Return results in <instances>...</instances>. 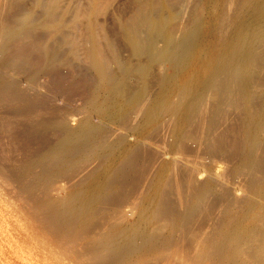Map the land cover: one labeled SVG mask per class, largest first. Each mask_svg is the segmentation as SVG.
Instances as JSON below:
<instances>
[{"label":"bare ground","instance_id":"6f19581e","mask_svg":"<svg viewBox=\"0 0 264 264\" xmlns=\"http://www.w3.org/2000/svg\"><path fill=\"white\" fill-rule=\"evenodd\" d=\"M169 1L130 0L107 37L98 35L97 5L88 19L81 13L75 37L62 30L60 0L33 8L0 0V115L24 117L0 132L25 152L15 168L1 160L0 168L25 202L72 222L60 251L21 247L29 232L20 223L3 232L0 197V240L12 236L17 257L264 264V0H202L184 30L178 1ZM5 147L0 139V154ZM225 160L234 165L223 169ZM240 173L244 199L231 188Z\"/></svg>","mask_w":264,"mask_h":264},{"label":"rangeland","instance_id":"374dc122","mask_svg":"<svg viewBox=\"0 0 264 264\" xmlns=\"http://www.w3.org/2000/svg\"><path fill=\"white\" fill-rule=\"evenodd\" d=\"M20 1V0H19ZM22 1V3H20L19 4V2H18V4H19V6H24V7H30V8H33L34 6H35V2H34V0H21ZM23 1H24V4H23ZM45 2H47L48 3V1H49V3H50V1H53V0H44ZM64 1V2H63ZM60 0V2H62V3H60L64 8H66V10H65V12H64V16H63V18L65 19L64 21H66L67 23H65L64 24V26H62V30L63 31H67V32H70L71 34H72V36H75V37H78V35H79V37L80 36H82V35H80L82 32H84V31H82V28H83V30H84V26L83 25H85V23H84V21H85V19L87 18L88 19V17H90V16H92L91 15V11H92V9H93V7H97V5H98V10H99V12H98V15H96V18H95V20H96V22H98V23H100L99 25H98V27H101V24L103 25L102 27L105 29V31L101 28L100 30H102V31H100L99 30V28H98V31H100V32H98V35L99 34H102V32H103V34L107 37L108 36V31L110 32H112V30L114 31V30H119L120 31V28H119V24H118V22H117V19L119 18V15L121 16V14H119L118 12H120V10H122L123 9V11H124V9H126V8H128L129 7V2H130V0H122V2H120L121 0H111V2H110V0ZM93 1V2H92ZM99 3H98V2ZM101 1V2H100ZM103 1V2H102ZM109 3H107V2ZM113 1V2H112ZM119 1V2H118ZM169 1V0H168ZM180 2V3H178V2ZM186 1V3L184 4V5H182V3L181 2H185ZM195 1V2H194ZM196 1H198V0H183V1H180V0H176V2H175V0H170L169 2H175L176 4H178L177 6V8H179L178 10L179 11H181V13L179 14V21H181V23H182V25H181V28H183V30L186 28L185 26H188V23H189V21H188V18H190L191 19V17H192V14H195V13H197L198 12V7L200 6V3L202 2V0L200 1H198V3L196 2ZM29 2V3H28ZM98 4H97V3ZM126 2H127V4H126ZM188 2H189V4H188ZM193 4H192V3ZM28 3V4H27ZM48 3V4H49ZM107 3V5H105V4ZM197 3V4H196ZM6 4H8L9 5V2L7 1V3ZM26 4V5H25ZM79 4V5H78ZM101 4L103 5L102 7L104 8H106V9H103L102 7H101ZM30 5V6H29ZM65 5V6H64ZM67 5V6H66ZM75 5H77V6H75ZM92 5V6H91ZM99 5H100V7H99ZM121 5V6H120ZM126 5V6H125ZM193 5L195 6V7H193ZM197 5V6H196ZM75 6V7H74ZM109 8H108V7ZM116 6V7H115ZM123 6V7H122ZM124 6H125V8H124ZM181 6V7H180ZM184 6H185V8H184ZM188 6H189V8H188ZM191 6V7H190ZM37 7V6H36ZM84 7V8H83ZM92 7V8H91ZM182 7L184 8L183 10H182ZM40 8V9H39ZM83 8V9H82ZM91 8V9H90ZM101 10H100V9ZM122 8V9H121ZM187 8V9H186ZM196 8H197V12H196ZM115 9V10H114ZM36 10L37 11H43V9L41 8V7H37L36 8ZM193 10V11H192ZM4 11H5V8H4ZM42 11L40 12V13H42ZM69 11H70V13H69ZM83 11H84V14H83V16H85V17H83L82 16V14L81 13H83ZM72 12H74V13H72ZM170 12H172V11H170ZM188 12V13H187ZM192 12V13H191ZM76 13V14H75ZM66 14V15H65ZM81 14V15H80ZM100 14V15H99ZM113 14V15H112ZM172 14H174V12H172ZM67 15H68V17H67ZM71 15H72V17H71ZM75 15V16H74ZM81 16V17H79V16ZM110 15V16H109ZM186 17H185V16ZM187 15H188V17H187ZM191 15V17H189ZM73 16H74V18H73ZM101 16V17H100ZM109 16V17H108ZM115 16V17H114ZM181 16V17H180ZM71 17V18H70ZM113 17V18H112ZM206 17V19H207V15L205 16ZM69 20H68V19ZM73 18V19H72ZM85 18V19H84ZM99 18V19H98ZM187 18V21H185L184 19H186ZM79 19V20H78ZM87 19H86V21H87ZM107 19V20H106ZM109 19V20H108ZM189 19V20H190ZM82 20H84V21H82ZM100 22H99V21ZM119 20V19H118ZM177 20V21H178ZM69 21V22H68ZM79 21L81 22V23H79ZM116 21V22H115ZM78 22V23H77ZM77 23V24H76ZM114 23H115V25H117V26H115L114 25ZM73 24V25H72ZM75 24V25H74ZM81 24V25H80ZM107 24H108V26H107ZM176 24H177V26L179 27V29H178V27L177 28H175V30L177 29V34H181L182 32H183V30L180 28V26L178 25V24H180V23H178V22H176ZM175 24V25H176ZM75 27V29L72 27ZM107 27H106V26ZM174 25V26H175ZM206 25L208 26V22H206ZM67 26V27H66ZM73 28H71V27ZM111 26V28H114V29H111V28H109ZM65 27V28H64ZM70 27V28H69ZM110 30H109V29ZM72 29V30H71ZM108 31H107V30ZM182 32H181V31ZM82 31V32H81ZM114 34H116V31H114L113 32ZM76 34H78V35H76ZM83 34V33H82ZM103 35V37H105ZM101 35H99V37H100ZM120 39V41H119V43L120 44H122V46H123V57L124 58H130L131 57V54L129 53V48H127L128 46L126 45V42L124 41V39H122V38H119ZM125 46V47H124ZM127 50H125V49ZM129 50V51H128ZM130 54V55H129ZM63 80H65V79H59L57 82H59V84L62 86V87H66L67 89H65V90H69L70 91V88L72 87H76L75 89H78V90H75V92L72 94V95H76V93L78 94V93H80V90H79V88H80V85H76V86H73V83H68L67 85H66V81L64 82ZM76 81H78V80H75L74 81V83H76ZM63 82V83H62ZM153 84H155V82L153 83ZM70 86V87H69ZM155 85H153L152 87L153 88H155L156 87V89H154V91L155 90H157L158 89V85H156L155 87H154ZM77 87H79V88H77ZM77 91V92H76ZM77 96V95H76ZM73 97V96H72ZM80 107L81 106H76L75 108L76 109H74V111H72V113L73 114H75L77 117H79L80 115L82 116L83 114H81L80 113V111H79V109H80ZM10 108V107H9ZM79 108V109H78ZM78 109V110H77ZM76 111V112H75ZM75 112V113H74ZM0 116H2V117H4V118H0V122H2V124H0V129L2 128V127H5V125L7 124V122H8V124H16L17 123V121H18V119L17 118H19V117H22V118H20L21 120L24 118L23 116H21V115H18L19 117H17L16 115H8L9 116V118H8V116L6 115V117L4 116V115H0ZM13 116V117H12ZM12 117V118H11ZM15 117H17L16 118V122H14V119H15ZM6 119H9L10 121H11V119H12V121H13V123L12 122H10L9 123V121L7 120L6 121ZM19 119V120H20ZM19 123H22L23 124V121H20ZM74 123H76V122H74ZM5 124V125H4ZM7 124V125H8ZM22 124H20V125H22ZM27 124V122L26 121H24V124L23 125H26ZM2 125V126H1ZM7 125H6V127H7ZM7 131L8 130H6V131H1L2 133H5V134H1V132H0V139H1V141H3V144L6 146V147H8V148H10L11 149V151L10 150H8L7 151V149L5 150L6 152H7V154L5 153V152H1V154H0V156L2 155L3 156V154H4V158L6 157L7 158V156H9L10 154H11V156L13 157V159H14V157H15V154H16V157H15V160H8V159H4L3 157H1V161H3V164H7V165H9V163H11L9 166H12V167H14L15 168V164L17 165V162L16 161H18L19 160V158H20V160L19 161H23L24 159H21V158H23L24 156H25V152L24 151H22V150H19V149H17V147L14 145L15 144V141L13 140V138L12 139H10V138H8V137H10V136H8V134H7ZM10 131V130H9ZM237 135H239L238 133H236ZM8 136V137H7ZM4 139V140H3ZM9 143V144H8ZM189 143H191L190 141H189ZM193 143V145L192 144H190L191 146H195L196 145V143L195 142H192ZM195 143V144H194ZM5 147V148H6ZM15 147V148H14ZM18 148H20V146L18 147ZM13 149V150H12ZM11 153H10V152ZM20 151V152H19ZM19 152V153H18ZM22 152V153H21ZM18 156V157H17ZM11 157V158H12ZM16 158H17V160H16ZM3 159V160H2ZM6 161V163H4ZM11 161V162H10ZM8 162V163H7ZM14 162H15V164H14ZM224 162V161H223ZM19 163V162H18ZM228 163V164H227ZM230 162H227L226 160H225V162L224 163H222L221 165H224V166H222L223 167V169H227V168H229L230 166H233L234 165V162H232V160H231V163L229 164ZM226 165H229V166H226ZM13 168V169H14ZM0 171H1V168H0ZM0 174H2V171H1V173ZM243 174V173H242ZM244 176H241V173L240 174H237V175H233V174H231V177H230V179H231V188L232 187H234L235 188V194H236V198H239V199H241V197H242V199H244L246 196L248 197V196H251L250 194V190H249V188L248 187H245V189H244V186H245V183L247 182L246 180V178H247V176L245 177V175L246 174H243ZM241 176V177H240ZM243 177H245V179L243 178ZM240 178H242L241 180H240ZM237 180V181H236ZM243 180H245L244 181V183H243ZM2 181V182H1ZM4 181H5V179H4V176H3V174H2V180H1V177H0V197L2 198V200H1V202H3L1 205H2V207H3V212H4V214H3V216L5 217V219H6V222L4 223V225H3V228H4V230H3V232L5 233V229L6 230H11V232H13V229L16 227L15 225L16 224H21L22 226L20 227L19 225H18V227L21 229V230H24V231H27V232H29V235L27 236V235H23V239H22V237H20V243H21V247H26V248H28V247H31V248H39L41 245H42V243H44V244H46V245H48L49 247H50V249H52V250H59L60 251V244H66V243H68L69 241H70V238H69V236H68V233H67V227L68 226H70V225H72V222L69 220V217L68 216H66V215H62L61 217H59L58 215H55L52 211H50L49 209H47V208H42L41 206H40V202L39 201H29L28 199H26L27 201V203L24 201V199H22V198H26L25 196L24 197H22V196H19L16 192L14 193V189H13V187L14 186H16V183H11V184H9L8 182H6L5 181V185H2V183L4 184ZM236 181V182H235ZM241 181V182H240ZM239 183H241L240 184V187H241V185H243V187L242 188H240V191H239ZM247 184V183H246ZM7 185H10L9 187L7 186ZM6 186H7V188H6ZM13 186V187H12ZM248 186V185H247ZM236 189H238V190H236ZM241 189H243V191H242V193H243V195H244V197H243V195L241 196V194H240V196H239V194H237L238 193V191H239V193H241ZM13 190V191H12ZM246 192H245V191ZM12 192V193H11ZM247 193V194H246ZM250 193V194H249ZM10 194H12V195H10ZM238 196V197H237ZM12 197H14V198H12ZM21 198V199H20ZM19 199V200H18ZM22 201H24V202H22ZM28 202H30L29 204H28ZM28 204V205H26V204ZM6 204H7V206H6ZM26 205V206H25ZM244 204L243 203H241L240 204V206H239V208H241L242 206H243ZM6 209V210H5ZM32 209V210H31ZM43 211V212H42ZM51 216L52 215V218H50L49 216ZM46 217V218H48V221H46L45 219H43L44 217ZM42 218V219H41ZM41 219V220H40ZM43 221V222H42ZM48 222V223H47ZM63 222V223H62ZM57 225V226H56ZM55 227H56V229H55ZM12 235H13V233H12ZM66 237L65 239L64 238H62V237ZM58 238H60V239H58ZM5 239H6V242H5V240H0V264H7V262H8V264L10 263V264H38V263H35V262H33V261H30L29 259H27V260H25V259H23L22 257H17V255L14 253V245L16 244V243H14V239L12 238V236L10 237V235L8 234L6 237H5ZM64 239V240H63ZM79 240H82L81 242H86L84 239H79ZM19 242V241H18ZM52 247V248H51ZM56 247V248H55ZM4 248V249H3ZM3 250V251H2ZM2 251V252H1ZM9 253V254H8ZM4 254V255H3ZM55 255H58V254H55ZM11 256V257H10ZM60 256V255H59ZM84 257V256H83ZM83 257H80L79 259H78V261H80L81 263H83L85 260H86V258L84 259ZM39 258V257H38ZM84 259V260H81V259ZM7 260V261H6ZM13 260V261H12ZM55 262H58V263H60L59 261H62V262H64V263H69L67 260L68 259H65V256L63 255V256H60V258L59 257H57V258H54L53 259ZM65 260V261H64ZM74 264H76V263H74Z\"/></svg>","mask_w":264,"mask_h":264}]
</instances>
